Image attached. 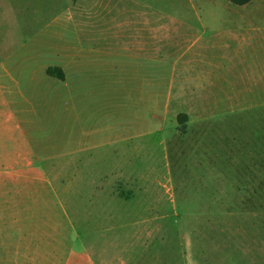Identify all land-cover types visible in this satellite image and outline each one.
Returning <instances> with one entry per match:
<instances>
[{"label": "rangeland", "instance_id": "obj_1", "mask_svg": "<svg viewBox=\"0 0 264 264\" xmlns=\"http://www.w3.org/2000/svg\"><path fill=\"white\" fill-rule=\"evenodd\" d=\"M225 1L0 0L46 159L0 178V264H264V0Z\"/></svg>", "mask_w": 264, "mask_h": 264}, {"label": "crops", "instance_id": "obj_2", "mask_svg": "<svg viewBox=\"0 0 264 264\" xmlns=\"http://www.w3.org/2000/svg\"><path fill=\"white\" fill-rule=\"evenodd\" d=\"M222 4L230 11L234 10L230 5L233 3L229 0L222 2ZM209 5L212 7L217 3H215V0H209ZM35 90L36 87H33L28 97L27 92L20 90L21 95L18 94L23 99L21 102L11 98L12 92L9 85L0 83V178H4L8 173L7 171H18L20 186H25L27 183V171L43 170V163L46 160L41 156L42 131L40 121L38 123L36 117L27 115V107L24 104L28 101L32 106V102L37 98ZM53 168H58V165L53 164L51 169ZM46 185L49 186L47 183ZM118 212L117 214L121 217L123 212ZM101 218L105 219L108 216L104 215ZM115 245L113 244V252L110 255L102 244L94 245L89 249L84 246L82 250L72 252L67 257L65 264H110L109 260L115 258ZM128 248L131 249L132 247ZM118 250L120 251L119 248Z\"/></svg>", "mask_w": 264, "mask_h": 264}, {"label": "trees", "instance_id": "obj_3", "mask_svg": "<svg viewBox=\"0 0 264 264\" xmlns=\"http://www.w3.org/2000/svg\"><path fill=\"white\" fill-rule=\"evenodd\" d=\"M231 3L236 4V5H246L249 4L251 2H253L254 0H229ZM47 74L53 78H57L59 80H65L66 76H65V71L63 70L62 67L60 66H50L47 69ZM179 121H180V127L183 130H186V123H187V119H188V114L187 113H180L178 115Z\"/></svg>", "mask_w": 264, "mask_h": 264}]
</instances>
